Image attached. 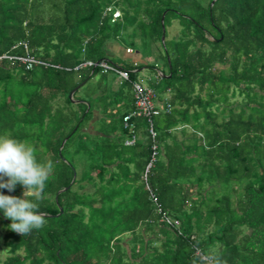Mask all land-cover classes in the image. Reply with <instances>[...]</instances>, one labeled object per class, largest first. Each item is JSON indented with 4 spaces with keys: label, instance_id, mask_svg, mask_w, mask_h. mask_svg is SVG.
I'll list each match as a JSON object with an SVG mask.
<instances>
[{
    "label": "trees",
    "instance_id": "1",
    "mask_svg": "<svg viewBox=\"0 0 264 264\" xmlns=\"http://www.w3.org/2000/svg\"><path fill=\"white\" fill-rule=\"evenodd\" d=\"M127 32V45L163 58L151 86L170 106L152 118L154 138L134 117L130 145L134 69L158 62L122 65L129 80L110 103L106 85L77 95L108 74L83 64L114 63L107 46ZM27 53L48 65L0 59V134L32 144L53 171L41 228L15 233L0 210L5 264H264V0H0V57ZM96 97L105 124L89 129Z\"/></svg>",
    "mask_w": 264,
    "mask_h": 264
},
{
    "label": "clouds",
    "instance_id": "2",
    "mask_svg": "<svg viewBox=\"0 0 264 264\" xmlns=\"http://www.w3.org/2000/svg\"><path fill=\"white\" fill-rule=\"evenodd\" d=\"M52 171L53 162L38 159L32 144L14 138L10 132L0 134V189L11 192L18 184L23 186L19 197L0 192V210L12 221L8 225L11 231L26 235L44 225L39 201Z\"/></svg>",
    "mask_w": 264,
    "mask_h": 264
},
{
    "label": "built area",
    "instance_id": "3",
    "mask_svg": "<svg viewBox=\"0 0 264 264\" xmlns=\"http://www.w3.org/2000/svg\"><path fill=\"white\" fill-rule=\"evenodd\" d=\"M112 12V21H116L121 17V11L119 9H113V7H108L106 10V13ZM25 48H28L27 44H25ZM127 52H132L133 49L131 47H127ZM2 58H10L19 61L20 63L24 64L27 69L31 70L35 66L39 64H45L48 65V63L38 59L34 55L27 53L23 56H10V55H4L1 56ZM88 66H99L102 69L103 73H115L117 74L122 81L129 80L130 72L131 70L122 68L114 63H111L107 60H102L99 62H93V61H87L83 64ZM162 73L159 72V75ZM132 92L134 97V109L127 113L124 116V123L125 127H128L133 134L131 139L126 140V144H133L136 140L135 137V126L133 123L134 117H145L150 122V133L152 137L154 138L156 136L155 131L153 130L152 126V118L155 115L160 114L162 111H169L170 106L169 103H167L165 100L160 101L158 97V92L155 88H153L150 85H145L141 81H133L132 82ZM157 153H158V147L157 145L153 146V154L150 162L148 163L144 176L147 178L148 171L150 168L154 165V163L157 160ZM161 210V209H159ZM162 220L167 221L168 223L172 225H179L178 220H174L171 217H169L167 214L163 215Z\"/></svg>",
    "mask_w": 264,
    "mask_h": 264
},
{
    "label": "rangeland",
    "instance_id": "4",
    "mask_svg": "<svg viewBox=\"0 0 264 264\" xmlns=\"http://www.w3.org/2000/svg\"><path fill=\"white\" fill-rule=\"evenodd\" d=\"M180 31V26L175 22L174 25L169 28V37L172 38L174 36H176ZM124 38L122 39H119V43L121 44V46H125L127 45V43H130L129 40L132 39V36L130 35L129 32H127V34H125L123 36ZM137 40H139L138 38H136ZM135 39V40H136ZM163 42V41H162ZM110 45V44H109ZM141 46V43L137 41V47H136V51H139L137 48ZM127 49V48H126ZM133 49V48H132ZM144 54H143V53ZM142 56H144L146 59V62L150 63L151 65H153L154 63L158 62L160 64V68H162L163 70H165L166 72L168 71L167 70V67L164 65V60L162 57L158 56V51L157 49H153L151 50V45L147 47V49H143L141 52ZM127 56V55H126ZM112 61L116 64V65H119V66H133L135 64V62L133 61V58L131 56L129 57H124L123 55H118V56H112ZM139 68H135L134 71L136 72L137 74V79L139 81H141L143 84L145 85H153L154 82L157 80V74H156V71H155V67H152V66H149V67H143L141 68V70L139 71L138 70ZM121 79L120 77L111 72L109 74H107V76H103L99 73V74H96L91 80H89L87 83L85 82V84L83 85V87H81L78 91V94L77 95H87V92L92 88V89H96L97 92L98 90L101 91L100 94H102V89L103 88H100L99 87L101 85H106L107 88H108V93H105V94H108L110 96H101L104 101H107L108 103L111 102V99L113 97V94L116 93L115 91H117L119 89V87L121 86ZM123 82V81H122ZM84 83V82H83ZM82 83V84H83ZM81 84V85H82ZM113 92V93H112ZM99 94V93H97ZM82 97H85V96H82ZM94 101V114H95V111L98 110L100 111L101 115L105 112L104 110V102L102 100H100L99 98L96 97ZM76 107V106H75ZM113 112H117L119 111V113H121L125 107H124V100L123 101H120L119 104H114L113 106ZM112 109V107L109 109V111ZM108 111V109H107ZM95 116V115H94ZM104 117V116H103ZM94 119V117H93ZM93 119L89 122V125L92 123ZM95 127L98 126L99 128H101L102 126L104 127V124H105V119L101 118L99 120H95ZM97 127V129H98ZM90 129V128H89ZM6 233V229L5 227L3 226V224L0 222V264H5V260L8 256L11 255V253L9 252V247L7 245H5V239H4V235ZM20 253H23V250H20L19 251Z\"/></svg>",
    "mask_w": 264,
    "mask_h": 264
},
{
    "label": "crops",
    "instance_id": "5",
    "mask_svg": "<svg viewBox=\"0 0 264 264\" xmlns=\"http://www.w3.org/2000/svg\"><path fill=\"white\" fill-rule=\"evenodd\" d=\"M110 44V45H109ZM108 44V46H107V48H108V56L112 59V56L114 55H116V56H118V55H123L124 57H129V56H131L132 58H133V61L135 62V64L136 63H147L146 62V59H144L145 57L144 56H142V54L139 52V51H136L134 48H133V51L132 52H127L126 51V48L127 47H131V46H129V45H125V46H121V44L119 43V41H112V42H110ZM132 48V47H131ZM127 55V56H126ZM119 66V65H118ZM121 67V66H120ZM143 67H147V66H143ZM143 67H141V68H143ZM141 68H139L138 70L140 71L141 70ZM155 71H156V74L158 75V76H160L159 75V72L160 73H162L161 74V76H163V69L162 68H160V65L159 66H157V67H155ZM109 74V73H108ZM165 76H167V75H165ZM169 76V75H168ZM121 83H122V81H121ZM101 91H99L98 90V93H100ZM167 93H169V92H167ZM170 94V93H169ZM168 94V95H169ZM128 105V103L126 102V101H124V107L125 106H127ZM101 114H100V112L98 111V110H96L95 111V116H94V119H93V121H92V123L89 125V128L91 129H93V127H94V123H95V120L97 119H100L101 118Z\"/></svg>",
    "mask_w": 264,
    "mask_h": 264
},
{
    "label": "water",
    "instance_id": "6",
    "mask_svg": "<svg viewBox=\"0 0 264 264\" xmlns=\"http://www.w3.org/2000/svg\"><path fill=\"white\" fill-rule=\"evenodd\" d=\"M164 21V15L162 16V22ZM165 27H164V25H163V33H162V41H163V43H164V41H165ZM168 60H169V58H168ZM170 76V75H169ZM168 76V77H169ZM81 85H78L77 87H75L73 90H72V92L70 93V97H72L73 96V94H74V92L80 87ZM64 143V142H63Z\"/></svg>",
    "mask_w": 264,
    "mask_h": 264
}]
</instances>
